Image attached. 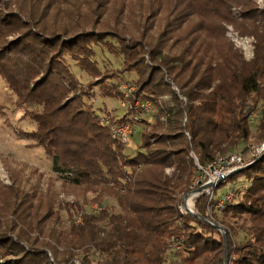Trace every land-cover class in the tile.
<instances>
[{"label": "trees", "instance_id": "obj_1", "mask_svg": "<svg viewBox=\"0 0 264 264\" xmlns=\"http://www.w3.org/2000/svg\"><path fill=\"white\" fill-rule=\"evenodd\" d=\"M74 1L0 0V78L16 105L26 108L25 117L37 124L26 134L44 148L63 184L92 195L64 204L59 213L42 212L30 194L3 186L0 264H225L226 254L228 264H264V152L227 178L237 184V194L221 215L209 214L205 194L196 200L202 219L178 209L199 173L191 152L206 166L236 151L250 141L254 112L256 141H264V7L255 0H147L149 11L167 16L168 38L197 21L206 34L201 45L212 46L198 56L195 34H184L186 48L176 51L164 31L155 43L130 39L118 29L71 36L56 31L51 14L56 18ZM228 25L255 37L252 60L232 46L223 53L213 50L225 45ZM107 34L117 43L107 42ZM100 45L122 59V68H101L95 49ZM123 74L137 76L129 97L121 80L115 82ZM95 89L120 100L125 114L95 108L87 100ZM145 101L154 107L153 121L139 105ZM104 119L144 125L134 156L113 138ZM107 198L117 202L119 213L108 206L98 214L85 211L88 202L102 205Z\"/></svg>", "mask_w": 264, "mask_h": 264}, {"label": "rangeland", "instance_id": "obj_2", "mask_svg": "<svg viewBox=\"0 0 264 264\" xmlns=\"http://www.w3.org/2000/svg\"><path fill=\"white\" fill-rule=\"evenodd\" d=\"M255 1L261 7H264V0ZM147 8V0H143V3L138 0H75L70 5H64L56 18L53 17L56 13L51 14V19L55 21L56 31L66 30L69 33H66L68 36L78 31L118 29L128 33L126 37L130 39L135 37L145 42L151 41L155 43V40H159V35L164 31L167 36L165 42L168 43V46H175L176 51L186 48L183 42L184 34H195V38L192 36L194 39L191 38V41L195 42L196 39L194 44L195 48L197 47L200 52L198 56H202L201 53L204 50L212 49V46L209 49H204L205 47L201 45V41L206 34L199 30L196 20L191 24L179 27L168 38L169 31L165 29L167 16H164L163 12L152 13ZM107 35V42L117 43L114 35ZM224 38L225 45H213L215 52H226V46H232L233 49L241 52L246 61L254 58L256 50V39L254 36L239 34L234 26L228 25L224 32ZM191 48L192 46L189 47V49ZM95 49L97 52L96 60L103 70L122 68L121 58L115 57L101 45L96 46ZM68 62L81 81L84 83L88 82L89 77L78 69L74 61L68 59ZM120 80L124 84H121V91L126 93L125 95H131L136 86L137 76L135 74H123L115 82ZM175 89L178 90L176 87ZM87 100L94 104L95 108L101 109L102 112L105 111L115 117L123 116L126 112L125 107L121 106L120 100L104 98L96 89L92 97ZM25 112L26 108L16 105V96L9 89L7 83L0 78V195L3 192V186L12 185L11 187H17L22 193L30 194L34 198L35 207H39L42 212L46 211L47 208H54L55 213H59L60 207L68 202L78 201L83 203L85 199L89 201L92 195L86 193L87 191L83 187H72L63 184L61 178L53 171L52 159L45 153L44 148L38 146L35 140L27 136L26 132L35 131L37 124L31 118L25 117ZM146 118L149 121L154 120V117L152 119ZM257 118L251 121L253 133L248 142L249 145L248 143L242 144L234 152L249 153L250 146L260 144L258 143L259 141H256L257 136L254 130ZM143 129V124L134 126L129 143L126 144V153L131 154V156H134L139 150L138 145L141 142ZM225 181L218 188L217 197H220L229 186L237 187V184L229 179ZM4 189L7 190L8 188ZM6 201H9V199ZM94 206H108L111 213L120 212L117 202L112 198H107L102 205L88 202L84 207L85 211L93 212ZM221 211L212 210L213 213L218 215H221ZM65 221L66 216L62 213L61 224ZM240 233L241 236L244 235L243 232ZM174 249L178 250L176 247ZM94 258L95 260L103 259L97 255Z\"/></svg>", "mask_w": 264, "mask_h": 264}, {"label": "built area", "instance_id": "obj_3", "mask_svg": "<svg viewBox=\"0 0 264 264\" xmlns=\"http://www.w3.org/2000/svg\"><path fill=\"white\" fill-rule=\"evenodd\" d=\"M126 97H129V95H126ZM125 104L126 102L122 103L123 106ZM139 105L144 110L145 114L148 115V118L152 119L155 113L153 105L148 101L142 102ZM258 116V112H254L250 120L253 121ZM102 123L106 126H110L113 138L123 144L129 143L134 129L132 122L111 124L109 119H104ZM262 152H264V141L258 145L250 146L249 153L229 152L219 156L206 166H201L198 161H196L194 153L191 152V156L199 169V173L191 185V190L184 194L178 202L180 214L183 216L192 215L202 219L203 217L199 216L196 211V200L203 194L209 196V214H211L213 209L219 212L224 206L232 204L236 199L237 188L233 185L229 186L220 197H217L218 187L223 182L221 179L225 178V181L234 173L247 168L253 163L255 157ZM93 209L92 213L94 214H98L102 210L99 206H94ZM211 218L212 216L210 215L209 222L213 223ZM78 221H80V218ZM172 243L174 247L180 249V242L178 240L172 239Z\"/></svg>", "mask_w": 264, "mask_h": 264}, {"label": "water", "instance_id": "obj_4", "mask_svg": "<svg viewBox=\"0 0 264 264\" xmlns=\"http://www.w3.org/2000/svg\"><path fill=\"white\" fill-rule=\"evenodd\" d=\"M196 161H198L197 158H196ZM240 171H241V170H240ZM238 172H239V171H238ZM224 179H225V178H222L221 181H224ZM217 228H218V229H222L220 226H217ZM223 234L225 235L224 232H223ZM227 246H228V243L226 242V247H227ZM228 261H229V256H228V254H226V261H225V264H228Z\"/></svg>", "mask_w": 264, "mask_h": 264}, {"label": "bare ground", "instance_id": "obj_5", "mask_svg": "<svg viewBox=\"0 0 264 264\" xmlns=\"http://www.w3.org/2000/svg\"><path fill=\"white\" fill-rule=\"evenodd\" d=\"M237 173V172H236Z\"/></svg>", "mask_w": 264, "mask_h": 264}]
</instances>
